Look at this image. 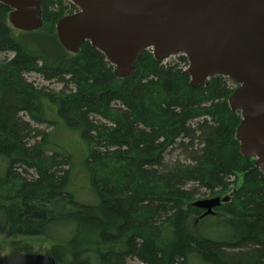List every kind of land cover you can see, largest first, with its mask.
Instances as JSON below:
<instances>
[{
    "label": "trees",
    "instance_id": "trees-1",
    "mask_svg": "<svg viewBox=\"0 0 264 264\" xmlns=\"http://www.w3.org/2000/svg\"><path fill=\"white\" fill-rule=\"evenodd\" d=\"M40 9L42 29L21 33L0 4V237L42 238L66 264H264V175L240 156L227 79L193 89L148 51L117 79L88 43L75 55L59 45L74 6ZM31 74L73 89L37 88ZM176 150L184 163L167 159ZM196 188L230 198L200 220Z\"/></svg>",
    "mask_w": 264,
    "mask_h": 264
},
{
    "label": "water",
    "instance_id": "water-1",
    "mask_svg": "<svg viewBox=\"0 0 264 264\" xmlns=\"http://www.w3.org/2000/svg\"><path fill=\"white\" fill-rule=\"evenodd\" d=\"M41 0H0L9 8L13 30L43 27ZM77 11L55 26L59 45L75 55L84 43L100 52L117 79H130L148 49L155 62L183 56V74L193 89L215 77L235 89L228 108L238 113L234 134L240 156L254 160L264 175V0H67ZM212 198L192 203L203 213L228 202ZM0 264H56L51 256L26 254L0 258Z\"/></svg>",
    "mask_w": 264,
    "mask_h": 264
},
{
    "label": "rangeland",
    "instance_id": "rangeland-1",
    "mask_svg": "<svg viewBox=\"0 0 264 264\" xmlns=\"http://www.w3.org/2000/svg\"><path fill=\"white\" fill-rule=\"evenodd\" d=\"M65 2V6L69 3L67 0H63ZM67 2V3H66ZM15 31V30H14ZM17 32V31H15ZM14 32V33H15ZM16 37H18V34L15 33ZM24 43L26 44H33L35 48L41 49L42 45L47 46V47H53L52 44L49 42L48 45L45 44L47 42L45 39L38 37H32V36H26L23 35L22 39ZM48 43V42H47ZM45 51L49 54L48 58L50 57L49 61H51V58L53 59V55L48 52V50L45 49ZM11 56V55H8ZM5 57V55H0V61H2ZM183 56H175V57H170L164 61L161 62V65L166 66V65H177L180 70H186L187 68V61L186 64L184 65L181 63L180 59ZM26 79L28 82L34 83V85L37 88H42L46 89L48 91H54L55 93L60 92L62 89L66 90H72L73 87L71 85H67L64 82H57L55 80L51 81H46L43 79L38 74H31L26 76ZM228 87L232 90L235 89V86H233L228 80ZM238 114V113H237ZM239 115V114H238ZM240 118V116H239ZM29 120L28 118H26ZM31 128L34 130H40L47 132L49 129L47 128L46 125H40V124H33V122L30 121ZM73 144V142H71ZM70 145V144H69ZM168 160L171 161H179L180 163H184V156L181 154L179 150H176L171 157H167ZM30 175H34L32 172H29ZM193 185H188L187 189H190ZM195 187V185H194ZM198 192H196V195L194 196V199L192 203H195L196 201H201V200H207V199H212L216 197H208V192H206L203 189L196 188ZM230 193L222 195L220 198L224 199L226 197H229ZM191 203V205H192ZM224 204V203H223ZM192 221L194 220L191 219ZM51 243L42 239V238H24V239H6L4 237H0V258L2 257H11V256H22L26 254H37V255H44V256H51L56 264H66V259L62 258L63 254H59V252H51L50 250ZM129 264H140L137 261H131Z\"/></svg>",
    "mask_w": 264,
    "mask_h": 264
}]
</instances>
